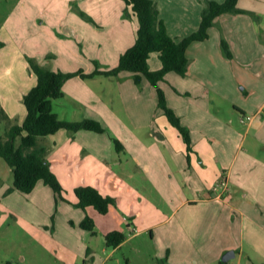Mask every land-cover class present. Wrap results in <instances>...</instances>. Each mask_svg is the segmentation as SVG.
<instances>
[{"label":"crops","instance_id":"obj_1","mask_svg":"<svg viewBox=\"0 0 264 264\" xmlns=\"http://www.w3.org/2000/svg\"><path fill=\"white\" fill-rule=\"evenodd\" d=\"M154 1L169 34L180 40L200 27L207 0ZM238 5L257 15L218 16L209 37L189 45L187 75L167 73L179 90L159 81L168 105L190 130L192 150L159 106L157 87L146 76L137 84L131 71L105 75L116 78L119 91H96L89 85L88 79L104 74L88 79L77 75L64 83L65 95L54 102L59 116L97 119L106 131L60 128L42 137L40 142L50 148L51 167L72 204L82 185L117 199L108 213L119 220L111 217L107 227L93 206L68 216L75 224L69 238L83 251L93 233L77 224L88 212L103 235L115 229L126 232V240L113 250L149 232L156 254L146 257L147 264H229L232 258L222 259L229 250L236 251L233 264H264V116L242 121L243 115L264 111V0H239ZM104 28L115 53L110 67L99 56L102 70L118 65L121 54L136 42L139 22L133 14L129 19L120 15L119 23ZM224 34L233 49L244 48L232 50L233 59L221 49ZM257 46L261 51L254 50ZM94 53L69 59L72 66L60 70L77 71L84 65V72L91 73L97 69ZM152 65L151 56L153 70L161 68V59ZM25 66L28 81L20 84L21 91H13V83L0 87L1 106L20 123L27 114L23 96L37 82L29 64ZM8 71L17 77L14 66ZM113 136L122 141L123 151L115 148ZM222 176L228 177L229 190L219 194L214 187Z\"/></svg>","mask_w":264,"mask_h":264},{"label":"rangeland","instance_id":"obj_2","mask_svg":"<svg viewBox=\"0 0 264 264\" xmlns=\"http://www.w3.org/2000/svg\"><path fill=\"white\" fill-rule=\"evenodd\" d=\"M123 1L0 0V39L5 43L0 60V87L13 83V91L14 88L21 91L20 84L28 81L23 67L27 70L25 65L29 64L30 58L60 70L61 66H72L69 59H81L86 57V52H97V67L103 66L99 62L100 55L107 59L105 67L112 66L111 55L115 50L106 41L104 27L119 23L120 15L125 19L131 18ZM246 10L247 13L232 15H257ZM223 36L226 38L225 34ZM228 44L231 50H244L234 46L233 49L230 42ZM254 50L261 51V48L257 46ZM151 56L152 66L155 60L160 62L157 52H152ZM12 66L16 70V78L15 72L7 73ZM81 68L84 65L77 70ZM87 81L96 91H119L115 77L100 75L95 80ZM162 84L179 90L168 74ZM114 96L119 104L120 99ZM223 114L227 118L228 109L223 110ZM5 128L6 121L1 119L0 130L4 132ZM13 183V170L0 156V264H147L146 257L156 254V242L149 232L132 237L124 246L113 250L97 225L96 232L91 234L83 251L69 238L72 234L70 231H75L72 227L75 224L68 216L71 217L72 211L79 213L76 210L80 208L67 198L58 199L53 188L43 181L28 194L15 190ZM65 196L72 198L68 191ZM99 216L106 227L112 222L111 217L119 220L112 216V212ZM123 226L128 231L126 224ZM78 227H81L80 224H77ZM234 259L229 264H233Z\"/></svg>","mask_w":264,"mask_h":264},{"label":"trees","instance_id":"obj_3","mask_svg":"<svg viewBox=\"0 0 264 264\" xmlns=\"http://www.w3.org/2000/svg\"><path fill=\"white\" fill-rule=\"evenodd\" d=\"M127 4L128 16L135 15L139 22L136 42L120 56L119 63L111 69H95L85 73L84 69L77 71L54 70L42 64L35 58L29 59L32 72L37 76V82L23 96L27 114L22 123L13 118L0 104V120L6 121L5 131L0 130V156H2L13 170V188L24 193L32 192L40 181L51 186L58 199L66 200L65 188L54 172L48 159L49 146L40 142L42 137L55 133L60 128L70 132L81 129L106 131L101 121L93 118L78 120L62 119L55 111L54 102L65 95L64 83L71 77L80 75L84 78L96 74L115 75L123 70L134 73V80L141 83L146 76L157 87L158 104L165 111L172 124L181 131L188 149L192 150L190 130L181 123L180 116L168 105L164 89L159 85L169 71H175L186 76L190 59L187 55L189 45L195 40H205L209 37L211 28L218 16L223 13L248 12L239 7V0H207L202 12L200 27L190 35L176 39L169 34L165 21L160 17V11L154 0H124ZM228 40L223 36L221 46L227 58L234 55ZM0 39V49L4 46ZM152 52H158L162 62L161 68L153 70L150 67ZM113 143L118 151L125 149L122 141L113 136ZM76 207L87 210L95 207L100 213L109 212L112 205L117 204L113 195L104 194L93 185H82L75 189ZM80 226L92 233L96 232V222L90 213H86ZM108 246L117 247L127 238L124 230H111L105 234Z\"/></svg>","mask_w":264,"mask_h":264},{"label":"built area","instance_id":"obj_4","mask_svg":"<svg viewBox=\"0 0 264 264\" xmlns=\"http://www.w3.org/2000/svg\"><path fill=\"white\" fill-rule=\"evenodd\" d=\"M258 114H263L264 116V111L260 110L256 113H251V114H247V115H243L242 117V121L246 122V121H251L253 120ZM229 190V184H228V177L227 176H222V178L219 179V181L217 182L216 186L214 187V191L215 192H219V194H222L226 191ZM222 191V193H221Z\"/></svg>","mask_w":264,"mask_h":264},{"label":"water","instance_id":"obj_5","mask_svg":"<svg viewBox=\"0 0 264 264\" xmlns=\"http://www.w3.org/2000/svg\"><path fill=\"white\" fill-rule=\"evenodd\" d=\"M236 256V251L235 250H229L227 253L223 256V261L228 262L231 258Z\"/></svg>","mask_w":264,"mask_h":264}]
</instances>
